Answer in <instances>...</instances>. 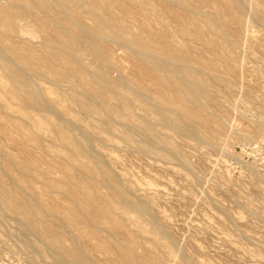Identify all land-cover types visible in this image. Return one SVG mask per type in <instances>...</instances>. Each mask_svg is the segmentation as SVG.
Segmentation results:
<instances>
[{"label": "bare ground", "instance_id": "bare-ground-1", "mask_svg": "<svg viewBox=\"0 0 264 264\" xmlns=\"http://www.w3.org/2000/svg\"><path fill=\"white\" fill-rule=\"evenodd\" d=\"M262 4V0H0V69L18 83L13 91L16 96L24 97L26 107L34 104L50 111V103L46 105L48 103L41 101L45 97L41 86L31 76L53 79L60 94L62 83H67L69 98L76 102L82 114L96 116V120L103 124V132L112 135L117 128L115 122L119 121L123 127L122 138L129 146L137 142L132 134L137 129L147 140L139 146L141 151L167 155L181 160L185 167H191L190 156L188 158L179 143L181 135L200 139L201 143L203 140L208 143L216 140L221 142L222 149L226 148L225 125L228 122L224 121V114L212 109V103L219 102L214 91L223 81L216 70L218 62L229 66L230 63L235 64L231 61L238 57L240 39H244L242 35L248 34L250 25L254 24L252 20L250 24L251 17L264 20L261 17L264 14ZM22 21L26 23L22 24ZM33 24L46 33L42 41L43 50L39 44V47L30 45L22 39L24 31H29L28 35H31ZM247 39L243 44L248 42ZM114 46L130 49L128 56L133 66L127 74L121 73V68H118L121 73L118 78L111 76L104 66L108 63L107 67H112V59L117 57L116 53L114 57ZM86 50L94 56L96 68L85 63ZM204 51L213 55L216 61L206 60ZM0 86H5L1 75ZM2 107L9 106L3 104L0 110ZM138 110L144 113L140 114ZM65 111L62 112L64 117L67 115ZM7 112L2 114L0 111L1 131L26 153L5 151L6 160H0V216L4 211V216L7 215L5 209L13 213V218L14 214L17 215L27 231L36 234L42 245L44 243L50 248V255L49 251L47 255L44 253L45 257L49 255L46 258H50L48 264H198V261L208 264L194 258L186 247L181 252L182 262L178 260L181 256L174 244L176 240L173 241L164 231V228L170 230L169 227L167 229L157 217L147 218L149 211L152 212V196L141 194V198L145 197L142 201L134 200L131 196L132 179L113 173L105 159L91 154L89 147L83 148L75 133L67 135L69 127L63 122L64 118L47 130L54 135L55 141L68 144L72 160L56 161L49 157L39 159L32 155L33 152L27 154L32 145L39 151L55 150L56 145L46 146L43 142L38 132L43 128L41 124L29 123L31 127L25 126L18 119H12ZM54 114L59 117L56 112ZM212 117L220 120L215 122ZM67 120L71 122V119ZM165 129H172L176 136L181 137H178L179 142ZM245 133L242 135L245 136ZM88 140L90 144L91 139ZM193 143L198 145V142ZM151 144L162 147V150ZM81 146V155L97 160L96 164L89 162L81 168L76 166L73 161ZM92 146L95 147L94 144ZM218 146L214 147H221ZM163 148L169 152H162ZM262 174L254 175L255 182L264 177ZM104 183L108 185V190H104ZM141 198L138 197L139 200ZM225 209L228 211V208ZM245 209L254 215H261L262 219L264 208H259L263 212L256 208L261 213L255 208ZM137 213L143 216L144 221H137L139 228L133 230L130 227V223L134 222L132 214ZM232 219L234 226L238 225ZM11 222L9 224L6 220L10 225L7 228L11 227ZM147 225L154 229H148ZM101 228L108 232L107 236L101 234ZM68 231L73 234L71 243H68ZM157 231L162 232L168 241L165 250L156 239ZM148 233L155 236H150V245H145L142 240ZM257 233H250L248 237L253 235L256 238ZM208 234L225 243H232L230 236H223L218 229ZM38 237L34 236L35 239ZM22 239L24 242L19 239V246L26 242V237ZM259 240L255 241L256 244ZM262 242L259 241L261 246ZM175 243L180 248V243ZM22 246L26 251L29 248H24V244ZM252 249L241 250L249 254ZM245 260L253 262L250 257ZM25 262H28L27 259Z\"/></svg>", "mask_w": 264, "mask_h": 264}, {"label": "rangeland", "instance_id": "rangeland-1", "mask_svg": "<svg viewBox=\"0 0 264 264\" xmlns=\"http://www.w3.org/2000/svg\"><path fill=\"white\" fill-rule=\"evenodd\" d=\"M262 2L264 4V0H262ZM262 16L264 18V14H262L261 17ZM252 18L253 17L250 19V24H254L250 25L248 34L242 35L241 37L244 39L248 37V42H245L244 45V39H240V42L242 43L240 47L237 48L238 57L231 61L232 63H235L233 64L234 66L231 63L229 66L227 64L221 65V62H218L219 66L216 70V73L223 77V81L220 82L222 84L217 88L218 90H212V92H215L217 99L223 105L219 102L218 104L212 103V109L218 114L221 113L225 115L224 121L228 122V124L226 123L227 126L229 124L231 126L233 125L232 128L230 125L228 127L225 125L227 136L225 138V150L222 149L221 142L216 140L213 141L214 143L204 142V140L202 141L203 143H201L200 139L198 140L195 138L194 140V137H188L189 135H181V138L176 136V133L172 129H165V132L168 131V134L172 137L174 136V139L177 137L178 142L180 140L178 137L181 138V141L183 142L181 143L180 141L179 143L181 146L183 145L182 148L183 150H186L188 158L190 156L189 160L191 167L190 165L185 167V164H182L183 162L181 160L177 161L178 159H171L167 155H158L153 152L141 151L139 146L142 143H147V140L143 133L137 129H134L135 131L133 130L132 132V134L136 136L134 137L133 135L137 142L132 144L133 146H129L122 138L123 129L121 128L123 127L119 121L115 122L117 128L113 131L112 135L103 132L101 129L103 124L96 120V116H92L91 112V116L82 114L76 102L69 98L67 94V83H62L61 87L63 91L60 94V90H58V87H56L51 78L31 76L32 80L34 82L37 81L36 84H38L39 87L41 86L42 91L45 94H43L45 97L41 98L42 103H50V105L49 103L46 104L50 106V112L49 110L41 109L40 106L34 104L26 107L24 97H19L14 94L13 88L17 86L18 83L9 75L4 74L3 70L0 69V75L5 82L4 87L0 86V106L3 104L9 106L2 107V110L0 111L2 114L8 111L6 113L7 115L12 119H18L25 126L31 127V123H37L43 126V128L38 131L43 142L46 146H52L55 144L56 148H54L55 150L43 149L44 151H39L40 149L30 145L31 147L28 149L27 154L29 153L30 155L32 154L31 152H33L34 154L32 155L39 159L41 157H49L56 161L72 160L70 158L68 144L66 146L62 141H55L53 137L54 135L47 130L54 126V124H59L58 121L64 120L63 122L69 127L66 129L67 135L75 133L78 139H80L82 146H84L83 148L88 149L89 147L88 151L91 154L97 158L101 157L103 160L105 159L106 164H108L107 166L113 171V173L117 175L122 174L132 179L131 196L134 200L142 201L145 197L141 198V194L143 196H146L147 194L152 196L154 203L151 206V211L154 212V209L156 210L154 213H150L149 211L147 218L151 216L157 217L159 220L161 219L160 221L163 225L166 224L164 225L166 228L169 227V232L165 228L164 231L172 237L173 241L176 240L174 241V244L176 248L178 247V252H180L179 256H181L178 259L179 261L182 262L181 252H183V249L186 247L188 249L186 250L191 253L194 258H199L200 260H203L202 262H207L208 264H253V262L254 264H264V247H262L264 246V241L262 242L264 239V213H261L264 208V177L258 181L256 180L257 182H255L253 178L256 173L264 174V20H256ZM86 20L88 23H91L89 19ZM256 21L258 23H256ZM23 22L24 24L26 23L25 21H22V24ZM31 27L34 28L33 30L28 27L31 29V35H28L29 31H24V35L22 33V39L30 45L37 47L40 46L39 48L43 50L42 41L45 38L44 36L46 33L36 24L31 25ZM33 40H35V42ZM246 44L247 47H245ZM88 45L89 44L87 43V46ZM122 48L123 47L114 46V57L116 55L117 57L112 59L113 65L110 64L112 65V67L110 66L111 68L107 67L108 63L107 65H104L106 66L105 69L108 68L110 75L114 78L120 77L121 73L127 74L133 67L132 61L128 56L130 49L124 47V50H122ZM203 53L206 60L216 61V58L213 55L208 54V52L205 51ZM241 53L244 54V57ZM85 63L92 68H96L97 65L94 56L87 50L85 53ZM222 64L225 63L222 62ZM118 68H121V73ZM62 97L64 100H62ZM206 103L211 102L206 101ZM52 105L54 109H52ZM56 106L59 109H57ZM55 107L57 111H55ZM3 110L5 112H3ZM63 111L67 114V118L64 117L65 114L62 113ZM55 112L56 115L59 114V117L58 115L55 116ZM138 113L143 114L144 112L138 110ZM62 118L64 119L62 120ZM67 119H71L72 123ZM212 120L216 122L220 119L212 117ZM258 124H262L263 126H259ZM75 125L76 128L74 127ZM229 127L230 129H228ZM253 127L255 129H253ZM80 128L81 130H79ZM221 129H223L222 125ZM82 130H84L85 133ZM254 130H257V132ZM244 132H247L245 133L247 139L244 134L242 135ZM0 134H2L0 135V160H6L5 151L12 153L18 152L20 154L22 153V155L26 153L22 147L8 140L2 133L1 128ZM137 135H140L141 138ZM249 136L252 137L250 138ZM183 137L186 139H183ZM191 138H193V140ZM88 139H91L90 144ZM193 142H198V145ZM91 144H94L95 147ZM213 145H219L221 146V149L215 148ZM9 146L13 147L11 148ZM82 146L77 150L74 158L75 161H73L76 166L81 168L84 163L86 164L89 162H94L96 164L97 160L94 161V159L89 156L81 155L83 150ZM151 146L153 147L154 144H151ZM154 148L160 150L162 147L160 148L156 145ZM163 150L164 151L162 152H169L166 148H163ZM50 154L52 157L49 156ZM215 172H217V174ZM7 181H10V179ZM39 185H41V183H39ZM103 188L104 190L109 189L106 183H104ZM137 194H139V196ZM59 196L63 197L62 194H59ZM138 197H140L141 200H139ZM245 200H247V202H252L253 204L251 203L250 205V203L244 202ZM225 208H228V211ZM245 208H258V210H260L259 208H262V211L260 210L261 212H258L256 209L258 213L263 215L262 219L261 215H254L248 212ZM5 210L8 212L6 213L7 215L4 216V211L3 215L0 216V237L4 236V238H0V264H21L22 262V264H48L47 261H50V258L49 260H46V258L50 255V248L44 243L42 245V242L39 241L40 238L30 231L33 235L32 237L31 233L27 231V228L16 217L17 215L14 214L13 218V213L9 212L7 209ZM120 210L123 211L122 208ZM9 214L10 216H8ZM132 216L134 222L130 223V227L133 230H137L139 227L136 222H143L144 218L138 213L132 214ZM231 219L234 221L235 225H238L234 226ZM6 220L9 224L12 221L11 223L14 227L11 224V227L7 228L10 225L6 223ZM15 225H18L19 228L21 227L23 229L18 228L17 230V226L15 227ZM240 225H243V227L245 226L247 230L245 231V228L243 229ZM237 226H240L239 229L236 228ZM147 227L148 229H154L151 225H147ZM10 228L12 232L11 230L9 231ZM214 229H218L223 236L225 234H227L228 237L230 236L232 243H225L220 241L221 239L219 240L217 236L208 234L209 231ZM99 230L102 235H108V232L105 229L101 228ZM20 231H23V234L24 232H27L23 236L22 233L20 234ZM240 231H244V233ZM9 232L13 234L11 235ZM255 232H258L257 235L262 239L258 238V236L255 238L253 235L248 237L251 235L250 233L255 234ZM243 234L245 236H243ZM26 235H28V237ZM163 235L162 232H158L156 234V239L162 243L163 249L165 250L168 247V241ZM34 236L38 237V239H35ZM150 236L154 237L155 234L148 233L144 235L145 238L143 237L144 240L142 241L145 245H150L151 242H149L148 239ZM22 237H26V242L28 244H25V242L21 243V246H19L18 242L20 243L19 239L21 241L23 240ZM30 237L32 238L30 239ZM246 237L250 239H247ZM15 238L17 239V242ZM253 238H255V240ZM67 239L68 243L73 241V234L71 231H68ZM256 240L261 241L263 245L261 246L259 241V245L256 244ZM175 242L180 243V248L178 246L179 244ZM37 243L43 248L38 249V247L40 248L41 246ZM23 244L25 246L24 248L27 249L29 247V250H24L22 246ZM246 245L248 247L250 245L254 249H252L253 251H249V254H247V251L251 250V247H249L250 249L248 247L246 248ZM34 247L36 249H34ZM44 248L47 250H44ZM239 248L247 251L243 252ZM16 249H18V251ZM48 251L49 255L48 257H45L44 253L46 254ZM29 252L32 254H29ZM249 257L253 258V262H247L245 260ZM26 259L28 262H25ZM257 260H259V262H257ZM242 261L245 263H242ZM200 262L201 261H198V264H202Z\"/></svg>", "mask_w": 264, "mask_h": 264}]
</instances>
